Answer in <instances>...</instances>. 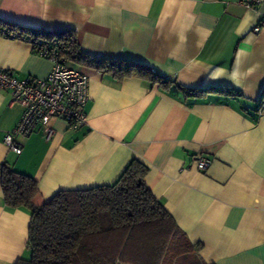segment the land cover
I'll return each mask as SVG.
<instances>
[{"label": "crops", "instance_id": "0c3cea01", "mask_svg": "<svg viewBox=\"0 0 264 264\" xmlns=\"http://www.w3.org/2000/svg\"><path fill=\"white\" fill-rule=\"evenodd\" d=\"M0 19L20 27L75 32L98 60L143 64L174 82L115 79L85 67L86 124L53 118L20 139L4 136L22 110L0 90V165L37 183L42 206L60 191L114 185L137 159L146 185L198 252L174 264H264V4L242 0H0ZM259 27L258 32L254 29ZM0 69L44 80L53 63L25 40L0 35ZM229 88L238 95L189 98L179 89ZM210 161L199 171L198 159ZM30 214L7 210L0 188V264L28 260Z\"/></svg>", "mask_w": 264, "mask_h": 264}, {"label": "trees", "instance_id": "16d2710c", "mask_svg": "<svg viewBox=\"0 0 264 264\" xmlns=\"http://www.w3.org/2000/svg\"><path fill=\"white\" fill-rule=\"evenodd\" d=\"M0 29L30 39L36 53L39 43H56L59 57L73 67H85L115 79L136 77L167 89L174 84L149 67L125 60H98L83 54L75 32L30 29L0 19ZM179 89L186 97L208 94L238 95L229 88ZM264 112V90L258 113ZM148 167L131 160L111 186L60 191L42 206L32 199L37 183L31 177L0 165V188L7 210L30 214L28 260L16 264H174L198 252L146 185Z\"/></svg>", "mask_w": 264, "mask_h": 264}, {"label": "built area", "instance_id": "2783aa9c", "mask_svg": "<svg viewBox=\"0 0 264 264\" xmlns=\"http://www.w3.org/2000/svg\"><path fill=\"white\" fill-rule=\"evenodd\" d=\"M261 4H264V0H242V5L251 10H257ZM259 30L257 27L254 32ZM0 35L22 39L32 45L30 39L7 33L3 29H0ZM36 54L53 63L51 73L44 80H20L11 72L0 69V90L7 91L11 103L22 110L17 125L4 136L5 146L17 155L22 149L20 139L36 125H41L49 137L51 131L46 126L53 118L64 121L73 130L86 124L84 107L89 100V77L59 57L55 42L39 43ZM262 113L259 112V116ZM209 164V160L199 158L198 170L205 171Z\"/></svg>", "mask_w": 264, "mask_h": 264}, {"label": "rangeland", "instance_id": "374dc122", "mask_svg": "<svg viewBox=\"0 0 264 264\" xmlns=\"http://www.w3.org/2000/svg\"><path fill=\"white\" fill-rule=\"evenodd\" d=\"M118 264H121V263H118ZM187 264H197V263H196V261H194V262L187 263Z\"/></svg>", "mask_w": 264, "mask_h": 264}]
</instances>
